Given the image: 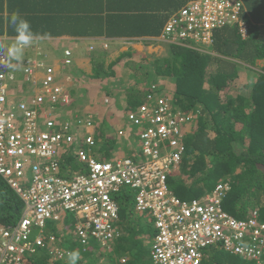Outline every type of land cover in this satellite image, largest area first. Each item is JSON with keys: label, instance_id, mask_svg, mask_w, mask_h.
Masks as SVG:
<instances>
[{"label": "trees", "instance_id": "16d2710c", "mask_svg": "<svg viewBox=\"0 0 264 264\" xmlns=\"http://www.w3.org/2000/svg\"><path fill=\"white\" fill-rule=\"evenodd\" d=\"M203 1L63 0L56 11L55 8L44 10L34 5L32 9L26 8L32 16L25 19L38 34L47 29L51 32V27L56 24L54 27H66L69 31L82 28L84 35L104 33L110 38H135L131 41L142 40L164 49L160 55L150 54L148 50L137 53L127 51L106 64V51H94L92 47L89 52L92 65L91 74L88 75L90 80H86L88 84L79 96L86 97L85 93L93 89L89 86L94 85V81L112 78L119 81L118 75L121 71H116V66L127 59L125 68L121 67L120 70H129L134 78L132 85H128L127 89L122 88L125 100L123 105L117 103L120 110L132 113L137 107L146 106L151 102L157 108L158 101H162L168 103L172 116L176 117L180 112L193 117V132H190L186 139L190 150L187 151V159L191 160L182 163L179 171L175 172L176 175L169 177L171 195L182 200L197 199L223 183L228 187L222 198L224 212L242 220L257 210L259 219L264 221V66L257 64V61L264 63V0H230L231 4L239 2V8L235 14L231 6L225 9L228 15L222 19L221 26L210 31L214 36L209 48H204L198 38H195L196 31L180 37V30L177 29L178 27L186 30L189 25L180 20V12L192 3ZM163 5L169 8L168 12L166 10L169 15L167 14L164 24L157 22V12L165 9ZM61 13L70 15L71 18L60 17ZM232 14L236 20L229 22ZM168 18L175 22V30H166ZM6 21L8 32L14 35L9 18ZM101 29H104V32ZM44 34L50 36L48 32ZM133 55L140 58L139 61H128ZM149 56L152 59L147 60ZM238 67L249 69L257 78L250 84L241 85L239 82L236 87ZM20 79L27 81L26 77L22 79L21 76ZM160 80H167L164 86L162 84L164 92L159 88L162 82ZM115 94L120 96L122 93ZM79 98L76 102L72 99V105H68L69 108L76 107L73 115L81 113V108L78 107ZM81 105L84 106L85 102H81ZM44 106H58L62 113L66 111V105L49 103ZM86 119L87 116L82 118ZM99 123L100 127L101 122ZM39 128L42 132L47 130L41 121ZM94 141L99 147L92 152L96 158H101L102 152H107L114 144L100 128L95 129ZM81 147L80 144L79 148ZM104 155L107 158V154ZM183 158L181 162H184ZM59 160L60 168L66 167V164L72 166L74 162L67 152L61 153ZM178 173L185 177L177 178ZM137 193L135 188L125 186L109 194L117 208V228L120 233L110 243L114 247L108 245L109 243L101 246L93 238H89L87 246L81 247L74 237L76 230L74 234L72 232L71 239L66 236L57 237L59 245L71 244L68 246L70 252H79L77 264H132V259L124 253L123 245L127 244L130 246L133 260L136 258L138 262L143 255L135 253L132 246L134 241L130 238L133 239L134 234L137 235L138 232L152 236L153 219L136 214L134 195ZM22 209L21 200L0 178V224L15 223L20 218ZM232 210L234 213H230ZM71 231L68 227L67 234ZM52 234L55 236V233ZM72 245L75 247L72 248ZM46 246L45 250L36 251L33 258L29 257L27 264H68L67 256L62 261L52 262L50 251L54 246L49 241ZM201 254V264H257L254 260L229 253L222 243L204 248Z\"/></svg>", "mask_w": 264, "mask_h": 264}, {"label": "built area", "instance_id": "2783aa9c", "mask_svg": "<svg viewBox=\"0 0 264 264\" xmlns=\"http://www.w3.org/2000/svg\"><path fill=\"white\" fill-rule=\"evenodd\" d=\"M229 6L235 14L239 3H192L179 14L180 20L189 24L186 30L177 27L180 37L196 31L195 38L209 39L210 31L221 26L228 15L225 9ZM165 27L167 31L176 29L172 20ZM29 65L24 70L27 79L33 75ZM3 68L0 66V71ZM12 81L11 74L0 72V177L21 198L24 210L16 226L0 228V264H27L37 249L45 247L42 234L46 223L58 221L64 213L72 214L78 221L81 246H87L89 238L101 246L111 243L120 233L117 208L109 194L124 186L138 191L136 211L151 209L155 216L153 264H201V250L216 243H222L231 254L258 263L264 261V221L256 212L241 221L224 212L220 207L221 187L217 196L203 205L187 207L173 198L166 203L165 170L171 162L168 150L178 148L181 134L179 122L166 110L164 102L158 101L156 108L150 101L138 113L128 115L129 121L139 127L140 162L130 158L112 163L97 161L90 150L79 151L78 162L86 168L61 177L59 157L73 142L68 136V124L55 122L57 116L50 112L44 123L46 131H40L38 123L40 106L45 101L55 102L61 95L60 88L53 87V71L46 69L43 91L31 101L10 98ZM60 101L66 103L67 97L63 95ZM55 126L56 132L52 130ZM85 143L93 146L90 136ZM28 174L31 185L26 188ZM36 229L38 232L32 237ZM52 240L50 237L49 242ZM54 254L57 258L63 256L57 250Z\"/></svg>", "mask_w": 264, "mask_h": 264}, {"label": "clouds", "instance_id": "9594fccd", "mask_svg": "<svg viewBox=\"0 0 264 264\" xmlns=\"http://www.w3.org/2000/svg\"><path fill=\"white\" fill-rule=\"evenodd\" d=\"M171 20H172V18H170V19L168 18V20L166 21L167 22L166 25ZM232 20H234V21L236 20V18H234L233 14L229 17V22H231ZM9 24L13 28L16 35H15V38L13 39V41L10 42L6 48L3 47L2 45H0V50L3 51V55L0 56V66L4 67L0 72H3L5 75L11 74L13 77V81H12L13 88L10 89V91H9L10 98H13L14 100L17 99L16 101L21 100L23 98L25 100H27V94H30L31 100H33L36 96L41 94L43 91L41 89V87H42V80L44 79L46 69H51L53 71V75L55 77L53 87H58L61 90L60 97L58 99H56V101L51 103V104H55V105L59 104L62 106L66 105V111L64 113H62V111L60 110L61 108H58V106L57 107L55 106L54 108L44 106V105L50 103L48 101H45V104L41 105L40 109H39L40 118H39L38 123L40 124V121L45 123V121L47 119L46 114H48L49 112L51 113V115L57 116V118H55V122L67 123L68 128H69L68 136H71L73 138V142L71 144L66 145L64 153L67 152L69 155H71L73 157V160L74 159L76 160V163L80 166L79 169H85L86 167L83 165H80L78 162L77 152L90 150V154H92V156H93L92 152H94V150H96L98 147V145L94 141L95 129L99 128L98 125L100 123H96L94 121L95 119H93V117H91V116H87L86 114H81L82 112L77 114L78 116L73 115V112H75V109L70 111V108L68 107V105H70V106L72 105V103H71L72 98L69 97L68 94H66V92H68V90L66 89V86L63 83V74L58 72L55 69V66L51 64L53 62L52 58L49 59L48 54L45 52L35 51L33 53L30 50L26 49V48L32 46L34 43L44 39V37L47 34L38 35V34L34 33L32 30V26H31L30 22L27 19H25L23 16H21L18 12L11 13V15L9 17ZM210 34H211L210 38L205 40V41L198 38L199 42H201V45L204 46V48H209V46L212 42L211 39L213 38L214 35H213V33H210ZM245 37H246V35H245ZM171 40H174V39H171ZM166 41L168 42L170 40H166ZM92 47L93 46H90L89 52L92 49ZM102 48L106 49L107 44H103ZM61 61H62V68H63L62 70L70 69L73 66L71 52L65 51L64 52V58ZM29 64H32V65H29ZM28 65L32 66V74L33 75L31 77H29L27 79V81H22L21 79H19V74H21V76H23V77H27V75L24 73V70ZM242 69H245V68H242ZM239 70H241L240 67H238V73H239ZM247 70H249V69H247ZM254 71H256V70H254ZM238 77H240L239 74H238ZM255 78H257V76H255L251 80V82ZM237 79H239V78H237ZM245 79L248 80L249 78L245 76ZM34 82H36V83L33 85ZM239 84L245 85V84H249V83H244V82L240 81ZM34 86H37V89H35ZM159 88L161 89L162 92H164L163 88H162V84H159ZM63 95L67 97L66 103H63L60 101L61 97ZM105 95H106V97H109L108 93H105ZM124 96H125V93L123 92L120 96L113 97V99H112L113 104L117 110H115L116 113L111 115V117H113L114 121L122 119L123 124L118 127L117 124L113 122L112 124L114 127L111 128V133L110 134L104 133V134L107 135V138L116 142L115 148L122 147V145L120 143L123 142L122 140H124L126 142V143L124 142L125 143L124 146L129 150L130 153L128 156H126L123 153H121V151H120V153H118L115 151H119V150H113L110 148L107 152H102L103 157L101 156V158H96L93 156L97 161H107V162L112 163L115 159L130 158V159H132L138 163V162H140L139 160H141V156H140L141 142H140V145H138V147H136V148L132 147V145H131V140H135L137 142V140H136L137 136H138V139L140 141L139 127L134 126V124L129 121L128 115L131 113H126L125 111L120 110L118 108V105H117V103H120V102H121V105L124 104V100H125ZM102 99H103V101H97L95 106L100 105L103 107H108V103H109L108 100H105L104 98H102ZM119 99L121 100L120 102H118ZM115 103H116V105H115ZM164 103L166 105V110L169 112L168 103L167 102H164ZM142 106H145V105H141V106L137 107L135 110H132V113H134V114L138 113V110ZM119 112H120V115L117 114ZM66 114H68L66 117H69V118L64 117ZM84 116H87L88 119L82 120V118ZM173 117H175V116H173ZM175 118L177 119V121L180 124L181 138H180V145L178 146L177 149H175V151H173L171 149L168 150L169 160H171V162H168L169 169L167 171L165 170V176H166L165 185L167 188L166 203L169 202L170 199L173 198V199L178 200V202L180 204H185L187 207H190L193 204L203 205L207 202V199H213L214 196H217V194H218L217 192H218L219 188L221 187V189H220V193H221L220 207L222 209V198L224 197V195L228 191L227 185L223 184V183L218 184L212 191H210L209 193H205L203 196H201L197 199L182 200V199H179L177 197L172 196L171 193L169 192V190H170L169 189V177L173 176V175L175 176L176 175L175 172L179 171V167L182 164V162L179 160V158L184 157V155L186 154V151H187L186 139H187V136H189L190 132L191 133L193 132V117L191 115H185V114H181L179 112L178 116H176ZM125 123L130 124L132 126V128L136 129V131L133 133L129 127H127V129H123ZM88 124H89V126H88ZM56 131H58V126H55V128H54V132H56ZM108 135H110V136H108ZM88 136H90L92 141H93V146H91V147H89L85 143V140ZM80 144L82 146L81 148H79ZM69 147H71L72 149H70ZM180 148H182V150L180 152H178ZM69 149H70L71 153H69ZM72 153H73V155H72ZM104 154H107V158ZM111 158H113V159L111 160ZM78 170L75 171L74 169L71 168V164H66V167L64 166L63 168H60L59 175L61 177H70L75 172L79 173ZM184 177L185 176H183V178ZM177 178H179L178 175H177ZM26 179L28 180L25 184V187L27 188L28 185L30 184V181H31L30 180V174H28ZM126 187H128V186H126ZM11 191H13V190L11 189ZM13 192L15 193V191H13ZM16 196L21 200V198L17 194H16ZM21 202L23 204V209H22V213H21V216H22L23 210H24V203L22 200H21ZM134 210H135V206H134ZM135 212L139 217H142V216L143 217L144 216L152 217L153 220L151 223V228L153 231V234H152V246H153L154 238L156 235V228H155L156 219H155V216L153 214V211L151 209H147L142 213H139L136 210H135ZM253 212L257 213V210L252 211L250 214L247 215V217L248 218L251 217ZM67 215L70 216L69 218L74 222V228H73V234H74V230H77L78 221H76V218H74V216L72 214L64 213L58 221H48V222L55 223L54 226H57L60 222H63L66 217H68ZM21 216L15 223L0 224V228L1 227H14V226H16L18 221L21 219ZM231 217L234 218V216H231ZM248 218H245L242 220H247ZM234 219H236V218H234ZM261 221H263V220H261ZM47 223H46V225H47ZM47 234H48L49 238L51 237L53 239L51 242V245L54 246V248L50 251L51 255H52V262H55L58 260L62 261L64 259V257L66 258V256H67L68 264H77V261L80 258L79 252L78 251H71L70 252V249H68V247H65L63 249L59 245V240L57 237L53 236L52 233H47ZM74 237L78 241V243L80 244L78 237L75 234H74ZM49 238H48V241H49ZM46 243H47V241L45 242V247H47ZM80 246H81V244H80ZM211 246H213V245H211ZM211 246H208L206 248H209ZM81 247H83V246H81ZM44 248H39L36 251L44 249ZM56 250L63 254L62 258L56 257V255L54 254V252ZM150 254L152 255V249L150 251ZM31 258H33V255L31 256ZM254 262L258 264L257 261H254ZM152 263H153V260H152ZM61 264H63V263H61Z\"/></svg>", "mask_w": 264, "mask_h": 264}, {"label": "crops", "instance_id": "0c3cea01", "mask_svg": "<svg viewBox=\"0 0 264 264\" xmlns=\"http://www.w3.org/2000/svg\"><path fill=\"white\" fill-rule=\"evenodd\" d=\"M62 1L63 0H0V45L6 48L7 45L10 42H12L13 39L15 38L16 33L14 32V30H13L14 35H11L7 30L8 28H7L6 20L10 17L11 13L18 12L24 18H28V17H31L32 14L28 13L29 10H27L26 8L32 9V6L34 5V7L37 8V6H40V8L44 10H47L48 8H51V9L55 8L54 10L56 11L58 9L59 4L62 3ZM163 7L165 8L163 11L158 10L157 12L159 16L158 18L159 20L157 22L162 23V24H164L163 22H165L164 20L166 19L167 14L169 15V13H167L169 11V8L166 5H163ZM46 17L49 18V16H45V18ZM60 17L67 18V19L71 18L70 15H66L64 13H61ZM55 25L56 24H54L51 27V32L47 29L43 33H42V30L40 34L36 33L38 35H43L45 32H48L50 36H45L44 39L34 43L32 46L26 49L30 50L33 53L35 51L45 52L48 54L49 59L52 58L53 62L51 64L55 66V69L58 72L63 74V83L66 86V89H68V92H66V94L68 95L71 94L70 96L72 98H73V95L75 97H81V99L83 98L82 102H85V105L82 106L81 102H79L78 107L81 108L80 111L82 113H85L87 116L93 117L96 123L101 122V125L99 128L102 129L104 133L111 131V128L114 127L112 124L113 122L116 123L117 126L119 127L120 125L123 124V121L122 119L114 121L113 117H111V115L116 113L115 110H117L113 104L112 99L113 97H117L115 92L123 93L124 89L122 88L127 89L128 85L133 84L132 81H133L134 75H133L132 81L129 80L127 76L131 75V72L129 70L124 69L122 71V74L118 75V77H120L119 82H116L115 84H111L110 82H108L112 80L113 78L108 79V80H99V82L94 81L95 82L94 85L89 86V87H93V89L88 90V92L85 93L86 97L84 95L79 96L83 92L84 86L88 84L87 81L90 80L88 75L91 74L90 72L92 71V65L90 63L91 58H90L89 53L87 52H89L90 46L94 47V51L95 50H105L107 53L106 54L107 56L106 64H108L110 60L116 59L121 53H125L127 51H129L130 53L134 51H136V53L143 51V50L147 51L150 47L147 45V43L143 42L141 39H138V41L141 40L139 42H132L131 40H135V38L133 39L132 38L127 39V37L110 38L104 35V33L101 35L100 34H97V35L85 34L84 35L82 28H79L78 30L72 29L69 31L67 30L66 27L61 29L60 26L54 27ZM101 31L104 32V29H101ZM33 32L35 33V31ZM75 32L76 33L79 32V33L76 34ZM103 44H107L106 49L102 48ZM159 50H160V53L165 51L164 49L160 48V46H159ZM65 51H70L72 55L73 66L68 70H62L63 68H62L61 60L64 58ZM108 58H110L109 61H107ZM139 59L140 58L133 55L132 58H129L128 61H131L134 63V62L139 61ZM126 62H127V59H124L123 61L119 62L117 66L119 65L120 67L125 68ZM117 66H116V71L117 70L121 71L120 68L119 69L117 68ZM20 78H21V74H19V79ZM126 78L127 80L125 82H128V83L121 82V80L126 79ZM22 79H24L23 76H22ZM104 81L107 83V85H109V87L111 88V91H114L112 94L109 93V97H106L105 95V93H107L108 88L103 85ZM160 83L162 84L164 82L162 81ZM140 85L142 86L143 84L140 83ZM34 88L37 89V86H34ZM98 90H101L104 92L102 94V97L105 100H108L109 102L108 107H103L100 105L95 106V102L100 101L101 94H99ZM75 97L73 98V102H76ZM117 114L120 115V112ZM115 143L116 142H114V144H112L111 147L109 148L113 150H119L115 152L120 153L121 151V153H123L126 156L129 155L130 152L125 146L115 148L116 147ZM69 217L70 216L66 217L65 220L60 223H63L67 227L71 228L72 231L66 235V238L71 239L73 228H74V222ZM41 250H45V249H41Z\"/></svg>", "mask_w": 264, "mask_h": 264}, {"label": "rangeland", "instance_id": "374dc122", "mask_svg": "<svg viewBox=\"0 0 264 264\" xmlns=\"http://www.w3.org/2000/svg\"><path fill=\"white\" fill-rule=\"evenodd\" d=\"M153 42H156V41H153ZM147 45L150 47L149 49H148V52L150 53V54H161L160 53V50H159V46L157 45V44H153V43H151V44H149V43H147ZM151 47H153V48H151ZM104 49V48H103ZM88 53V52H87ZM162 54H164V53H162ZM150 59H152V57H148V59L147 60H150ZM110 60V58H108L107 59V61H109ZM262 61H257V64L259 63V65L258 66H260V67H263L264 66V63H261ZM106 63V62H105ZM119 66V65H118ZM122 66V65H121ZM118 69L119 68H121L120 66L119 67H117ZM124 69H121V74H122V71H123ZM239 75H240V77H238L239 79H237L236 80V83H235V85H236V87H237V85H238V83L240 82V81H242V82H244V83H249L250 84V82H251V80L255 77V75H254V73L252 72V71H249V70H247V69H241V70H239V73H238ZM245 76L246 77H248L249 79L248 80H246L245 79ZM128 77V79L129 80H131L132 81V78H133V76L132 75H129V76H127ZM155 79V78H154ZM127 80V78L126 79H123V80H121V82H124V83H128V82H125ZM152 81H153V79H152ZM164 83H162L163 85H165V82L167 81V80H162ZM108 82H110L111 84H115L116 82H119L118 80H116V79H112V80H110V81H108ZM158 82V81H157ZM157 82H155V83H157ZM106 84V85H105ZM170 84L171 83H169V87H170ZM104 86H106L108 89H107V92L108 93H110V94H112L114 91H111V88L109 87V85H107V83L104 81V84H103ZM102 86V85H101ZM105 88V87H104ZM98 92H99V94H101L100 95V101H103V97H102V94L104 93L103 91H101V90H98ZM99 97V96H98ZM74 98V97H73ZM72 98V99H73ZM77 98L78 97H76V100H77ZM83 101V98L81 99V97L78 99V102H82ZM121 100L119 99L118 100V102H120ZM97 102H95V104H96ZM101 103V102H100ZM120 104H121V102H120ZM76 108V107H75ZM75 108H70V110L72 111V110H74ZM61 110V109H60ZM69 114V113H68ZM68 114H66L64 117L65 118H69V117H66ZM127 127H129L130 128V130L134 133L135 131H136V129H134V128H132V126L130 125V124H127V123H125V125H124V127H123V129H127ZM106 133V132H105ZM111 133V131L110 132H107L106 134H110ZM136 140H137V142L135 141V140H131V145H132V147H138V145H140V141H139V139H138V136L136 137ZM123 142H121L120 144L122 145V146H124L125 145V141L124 140H122ZM125 142V143H124ZM186 145H187V151L189 150L188 149V144L186 143ZM186 151V154L184 155V158H183V160H184V162H182V163H186V162H189L191 159H187V158H189V154H188V152ZM190 151V150H189ZM72 155H73V153H72ZM113 158H111V160H112ZM71 168L72 169H74L75 171H77L79 168H80V166L76 163V160L74 159V162H73V164H72V166H71ZM67 171V170H66ZM178 177L179 178H183L182 176H180L179 175V173H178ZM230 213H234V210H232ZM55 225V223H52V222H48L47 223V225H46V227L44 228V233L42 234V237L46 240V241H48V238H49V236H48V234L47 233H55V237H59V238H63V237H65L66 235H67V231H68V227L66 226V225H64L63 223H59L57 226H54ZM37 232H38V230L36 229V230H34V232H33V234H32V237H34L36 234H37ZM133 239H131L130 238V240H132V241H134L133 243H132V246H133V248L135 249V253H142V255L143 256H140L141 257V259L140 260H138V262H136V258H134V260H133V254H132V252H131V250L129 249V245H127V244H124L123 245V249H124V253H125V255L126 256H128L130 259H132V264H152V255L150 254V251H151V249H152V236L151 235H148V234H144V233H141V232H138L137 233V235H135L134 234V237H132ZM142 243V244H141ZM69 245H71V244H67V243H65L64 244V246L65 247H68ZM108 245H111L110 243L108 244ZM64 246H61L63 249H64ZM73 247H75V245H72V248ZM111 247H114L113 245H111ZM103 249H105V248H103ZM74 251V250H73Z\"/></svg>", "mask_w": 264, "mask_h": 264}, {"label": "bare ground", "instance_id": "6f19581e", "mask_svg": "<svg viewBox=\"0 0 264 264\" xmlns=\"http://www.w3.org/2000/svg\"><path fill=\"white\" fill-rule=\"evenodd\" d=\"M27 99L29 100V101H31V95H28L27 94ZM182 158V157H181ZM181 158H179V160L181 161ZM134 195V194H133ZM139 196L138 195H134V201H135V203H134V206L137 208V205H138V203H137V198H138ZM76 236L78 237V232H77V230H76Z\"/></svg>", "mask_w": 264, "mask_h": 264}]
</instances>
